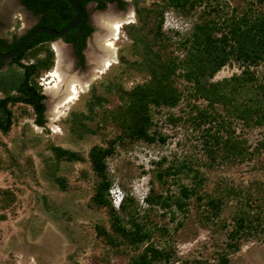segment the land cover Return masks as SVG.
<instances>
[{"label": "rangeland", "instance_id": "rangeland-1", "mask_svg": "<svg viewBox=\"0 0 264 264\" xmlns=\"http://www.w3.org/2000/svg\"><path fill=\"white\" fill-rule=\"evenodd\" d=\"M124 2V9L117 5L110 7L120 15L129 10L134 11L131 22H136L132 0ZM141 2V5L152 7L162 0ZM210 2L215 6L219 4V8L230 18L235 8L245 9L251 6L254 10L264 9V0ZM109 5L104 9L90 8L92 20L94 16H99V23H95L94 32L90 37V44H96L95 34L104 30L103 14L110 8ZM203 11L204 4L190 14L174 9L165 12L163 30L170 38L171 44L168 52L183 57L184 54L177 47L178 43L180 39L191 34L193 24L201 20V16L209 17ZM0 20V36L9 40L14 34L24 35L36 23L35 18L18 6L15 0H0ZM57 43L68 49L70 60L64 63L69 75L88 78L97 63L96 59L92 60L86 56L87 61L81 66L66 43L61 40L50 43L55 56L54 64L52 69L40 78L43 92L47 96L46 105L51 99L48 89L53 83L50 84V72L56 67ZM128 43L129 39L122 30L121 38L117 42L118 56L115 64L119 63L120 54L129 56L128 51L123 49ZM7 67L8 63L2 69ZM241 71V65L232 61L219 70L212 81H222L240 74ZM256 71L258 76L264 79V63H261ZM104 73L94 78L88 88L80 93L77 100L59 118L53 120L49 106H46L45 127L35 124L32 110H26L24 106L13 108L15 121L11 131L7 135L0 132V200L1 190H10L13 197L9 207L3 208L0 205V264H130L132 256L143 252L149 244L169 253V259L158 264H222L221 256H226L227 264H264V209L260 221H254L250 226V235L234 240L239 248L231 251L227 246L228 242H233L229 239V234L234 228L232 217L239 207L246 203L247 197L256 198L252 201L254 206L262 199L264 208V153L253 159L209 168L206 165L208 157L203 148L202 131L195 129L188 120L193 104L203 108L207 103L201 99H191L187 91L190 85L180 76L175 80L184 93L179 105L175 108L153 109V130L162 135L165 141L148 143L128 139L117 144L115 153L107 160L112 181L111 190H118L121 196L135 200L138 221L153 232V237L140 247L126 243L121 251L114 250L98 237L96 225L110 230V214L106 208H98L92 204L91 197L97 176L91 168L88 152L94 145L106 146L108 140L119 134L117 126L110 122V119L105 120L108 112L114 110L120 101L115 94L103 92L100 81ZM145 79L146 76L129 71L118 78V81L123 88L129 90ZM92 85L96 86L97 93L108 98V102L103 108L96 109L97 119L89 123L98 128L97 133L79 140L68 135L66 119L73 109L85 108V100L89 97ZM222 110L223 107L217 105L216 111ZM171 115L181 116L182 119L176 123L172 122L169 120ZM233 128L237 134L248 138L253 147L264 138V127L247 130L234 120ZM49 144L76 150L85 158L82 162H61L58 175L65 177V191L45 177V160L52 157ZM182 164L192 166L199 170L200 176L204 175L206 179L202 191L221 193L225 196L228 192L220 219L210 222L205 220L206 214L197 196L190 198L185 213L178 211L176 207L171 210L159 206L150 208L145 203L144 198L151 188L164 196H178L182 185L192 184L191 176L187 177L184 172L159 181L157 173H164L167 168ZM232 190L235 193H231ZM112 202L114 204L113 199ZM247 209L251 211L250 208ZM251 212L253 218L255 214L254 211ZM121 216L125 218V214L121 213Z\"/></svg>", "mask_w": 264, "mask_h": 264}, {"label": "trees", "instance_id": "trees-1", "mask_svg": "<svg viewBox=\"0 0 264 264\" xmlns=\"http://www.w3.org/2000/svg\"><path fill=\"white\" fill-rule=\"evenodd\" d=\"M20 1L34 15H41L32 28L46 26L62 30L75 16V11L67 0ZM78 1L84 8V16L78 26L64 37V41L73 45V52L79 64L83 66V51L87 38L94 31L88 23L86 5L97 1L98 8L104 9L106 2ZM114 1L124 9L123 0H108ZM141 3V0H132L136 22L124 24L122 28L129 39V43L123 47L129 56L120 54L119 63L113 64L100 81L103 92L115 94L120 101L119 105L105 116V120L110 119L109 121L117 126L119 134L108 140L106 146L94 145L88 152V160L97 176L91 197L92 204L98 208H106L110 214V230L96 225L97 235L116 251L124 250L122 247L126 243L140 247L153 237V232L138 221V208L133 198L123 197L119 210L114 206L110 195L112 181L107 160L115 153L117 144L128 139L148 143L165 141L162 135L153 130V109L175 108L179 105L184 93L176 85L177 76L183 77L190 85L187 91L191 99H201L207 103L203 108L193 104L188 120L195 129L202 131L203 148L208 157L206 165L209 168L253 159L264 153V138L253 147L248 138L237 134L233 128L234 120L247 130L264 127V79L260 78L256 71V68L264 63V9L254 10L251 6L245 9L235 8L230 18L219 8V4L215 6L210 0H162L152 7ZM203 4V12L209 17L201 16V20L193 24L191 34L180 39L177 47L184 54L183 57L168 52L171 44L170 38L163 30L165 12L174 9L190 14ZM214 13L216 14L213 17ZM25 36L24 34L18 37L14 34L12 40L0 36V52H10ZM54 41L56 39L47 34H39L25 50L8 63L6 69H2L5 61L0 60V132L3 135H7L14 125L15 106L32 110L35 124L46 126L47 96L43 92L40 78L53 67L55 56L50 43ZM232 61L241 65V73L222 81H212L216 73ZM129 71L142 74L146 79L128 90L122 87L118 78ZM97 92L96 86L92 85L89 97L85 100V108L73 109L70 112L66 119L69 136L80 140L97 133L98 128L89 123L96 121V109L103 108L108 102L104 94ZM217 105L223 107L221 112L216 111ZM181 119V116H169V120L175 123ZM48 148L52 157L45 160V177L65 191V177L58 175L61 162H82L85 158L80 152L62 146L49 144ZM180 172H184L187 177L191 176V185H182L178 196H164L151 188L144 198L145 203L150 208L159 206L171 210L176 207L178 211L185 213L190 198L197 196L206 214L204 219L209 222L220 219L228 192L225 196L221 193L202 191L206 178L203 174L200 176L198 169L187 164L169 167L164 173H157V177L162 181L165 177ZM231 193L235 192L232 190ZM255 199L247 197L246 203L241 205L232 217L234 228L229 234V239L233 242L227 243L231 251L239 248L234 240L250 235V226L254 221H260L264 209L262 199L257 198L261 200L254 206L252 201ZM12 202L11 191L1 190V207H9ZM247 208L254 211L253 218L252 212ZM121 213L125 214V218ZM168 259V252L149 244L143 252L132 256L130 264H158ZM220 260L222 264L228 262L226 256H221Z\"/></svg>", "mask_w": 264, "mask_h": 264}, {"label": "bare ground", "instance_id": "bare-ground-1", "mask_svg": "<svg viewBox=\"0 0 264 264\" xmlns=\"http://www.w3.org/2000/svg\"><path fill=\"white\" fill-rule=\"evenodd\" d=\"M104 30L102 33L95 34L96 44H89L88 55L90 59H96V66L90 73L88 78H81L69 75L65 69V61L70 60L68 49L60 44H55L57 53L56 67L50 72L51 82L48 102L52 119L62 116L64 111L77 100L82 91H85L92 80L103 74L112 64L117 62V42L121 38L122 27L124 24L133 20V12L129 10L127 13L120 15L113 7H110L103 14ZM94 22L99 20V16H94ZM70 63V62H69Z\"/></svg>", "mask_w": 264, "mask_h": 264}, {"label": "water", "instance_id": "water-1", "mask_svg": "<svg viewBox=\"0 0 264 264\" xmlns=\"http://www.w3.org/2000/svg\"><path fill=\"white\" fill-rule=\"evenodd\" d=\"M67 1L72 6V8L74 9L75 16L65 28H63L62 30H56V29L46 27V26H38L35 28H31L29 31H27L25 33V35H26L25 38L22 40V42L17 47H15L13 50H11L10 52H7V53L0 52V60L5 61V63H9L17 54H19L20 52L25 50L28 47V45L31 43V41L34 39V37L39 35V34H47V35L55 38L56 40H61L64 43H66L64 41V37L72 29H75L78 26V24L81 22V20L84 16V8L78 0H67ZM109 4L110 5H116L115 3H109ZM90 7L91 6L89 5L88 6L89 10H90ZM92 24L95 27V22L93 20H92ZM93 32H92V34H93ZM92 34L87 38V45L83 51V53L85 55V61H87L86 56L88 55L87 53L89 50V44L91 42L90 37L92 36ZM66 44L73 50L72 44H70V43H66ZM76 59H77V57H76ZM46 106H48V105H46Z\"/></svg>", "mask_w": 264, "mask_h": 264}, {"label": "flooded vegetation", "instance_id": "flooded-vegetation-1", "mask_svg": "<svg viewBox=\"0 0 264 264\" xmlns=\"http://www.w3.org/2000/svg\"><path fill=\"white\" fill-rule=\"evenodd\" d=\"M16 1V3H17V5L18 6H20L22 9H24L26 12H29L34 18H35V20H36V23L38 22V20H39V18L41 17V15H34L30 10H28L22 3H21V1L20 0H15ZM104 2H106V7H107V5L109 4V3H115L118 7H119V5H118V3L116 2V1H114V2H108V0H103ZM124 1V0H123ZM68 2V1H67ZM90 4H93V6H91V7H94V8H96V9H99L98 8V3H97V1H91V2H89L87 5H86V11H87V14H88V23L94 28V26H93V24H92V19H91V15H90V10L88 9V6L90 5ZM111 6V5H110ZM109 6V7H110ZM126 6V3H125V5H124V7ZM90 7V8H91ZM93 8V9H94ZM94 21V20H93ZM0 22H1V26H2V21L0 20ZM35 23V24H36ZM96 24H98L99 23V21H97V22H95ZM34 24V25H35ZM1 26H0V29H1ZM18 36V35H17ZM19 37V36H18ZM10 40H12V37H11V39Z\"/></svg>", "mask_w": 264, "mask_h": 264}, {"label": "clouds", "instance_id": "clouds-1", "mask_svg": "<svg viewBox=\"0 0 264 264\" xmlns=\"http://www.w3.org/2000/svg\"><path fill=\"white\" fill-rule=\"evenodd\" d=\"M112 190H110V193H111V197H112V199H113V201H114V199H116L117 197H120L121 198V202H122V199H123V196H121V192L120 191H112ZM121 204V203H120ZM115 206V205H114Z\"/></svg>", "mask_w": 264, "mask_h": 264}, {"label": "built area", "instance_id": "built-area-1", "mask_svg": "<svg viewBox=\"0 0 264 264\" xmlns=\"http://www.w3.org/2000/svg\"><path fill=\"white\" fill-rule=\"evenodd\" d=\"M120 203H121V198L117 197L116 199H114V205L116 208L120 207Z\"/></svg>", "mask_w": 264, "mask_h": 264}]
</instances>
